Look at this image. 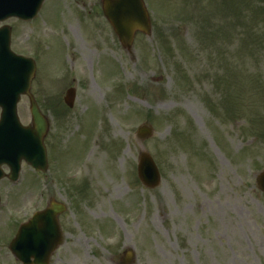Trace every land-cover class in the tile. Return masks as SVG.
Listing matches in <instances>:
<instances>
[{
    "label": "rangeland",
    "instance_id": "rangeland-1",
    "mask_svg": "<svg viewBox=\"0 0 264 264\" xmlns=\"http://www.w3.org/2000/svg\"><path fill=\"white\" fill-rule=\"evenodd\" d=\"M144 1L152 33L129 51L100 0H45L32 21L4 22L36 61L31 93L49 130L48 171L1 181L0 215L65 203L51 264H121L129 249V264H264V0ZM237 86L235 117L224 107ZM68 87L72 109L58 103ZM18 116L30 122L28 99ZM144 123L153 133L139 140ZM142 149L161 175L154 189L136 177ZM0 264H19L3 244Z\"/></svg>",
    "mask_w": 264,
    "mask_h": 264
},
{
    "label": "water",
    "instance_id": "water-1",
    "mask_svg": "<svg viewBox=\"0 0 264 264\" xmlns=\"http://www.w3.org/2000/svg\"><path fill=\"white\" fill-rule=\"evenodd\" d=\"M41 2L42 0H0V19L7 16L30 19L36 15ZM102 11L124 48L131 47L136 31L146 35L151 32L148 12L142 0H102ZM7 32L9 35L8 29ZM8 46L9 40L0 33V153L5 155V160L14 159L18 163L24 158L35 169L45 171L47 162L43 137L47 132L48 122L29 93L35 66L30 59L16 57L9 51ZM21 93L28 94L30 99L32 124L27 127H22L16 116L15 103ZM73 98V89L67 90L64 101L69 107L73 105ZM150 133L151 129L146 125L138 129L140 138L149 136ZM17 165L11 166L12 177L17 172ZM138 177L148 188H155L160 181L159 171L146 151H142L139 156ZM257 185L264 191V172L257 176ZM61 210V206L52 203L49 209L35 216L27 226L21 228L23 232L31 234L30 239L34 246L41 244L46 248L47 245V254L60 243L54 215ZM40 219L43 220L42 226L38 224ZM32 254L34 253H28ZM127 255L129 260L133 256L131 252Z\"/></svg>",
    "mask_w": 264,
    "mask_h": 264
},
{
    "label": "flooded vegetation",
    "instance_id": "flooded-vegetation-1",
    "mask_svg": "<svg viewBox=\"0 0 264 264\" xmlns=\"http://www.w3.org/2000/svg\"><path fill=\"white\" fill-rule=\"evenodd\" d=\"M1 167V171L3 172V174H6L8 172V167L5 163L0 165ZM7 180L6 176H4L1 180ZM37 210H42V208L40 209H36L34 208L33 211L29 214L27 210H25V208H19L17 210L14 211V213H10L9 216L6 218H3L0 215V226H2L3 224L5 226H2V228L4 229V233L5 234H0V238L3 241H0V244L3 245H7L10 240L12 239V237L15 235L18 227L22 224L28 221L29 217L36 212ZM59 223H60V216L58 217ZM3 222V223H1ZM53 256H51L52 258Z\"/></svg>",
    "mask_w": 264,
    "mask_h": 264
},
{
    "label": "trees",
    "instance_id": "trees-1",
    "mask_svg": "<svg viewBox=\"0 0 264 264\" xmlns=\"http://www.w3.org/2000/svg\"><path fill=\"white\" fill-rule=\"evenodd\" d=\"M207 27H208V25L207 26L204 25V29L207 28ZM242 100L243 99L241 98V94L236 93V95H235V103H236L237 107L239 106L236 110H234V112L236 114H239L241 112V107L244 106V103H242Z\"/></svg>",
    "mask_w": 264,
    "mask_h": 264
},
{
    "label": "bare ground",
    "instance_id": "bare-ground-1",
    "mask_svg": "<svg viewBox=\"0 0 264 264\" xmlns=\"http://www.w3.org/2000/svg\"><path fill=\"white\" fill-rule=\"evenodd\" d=\"M92 153V152H91Z\"/></svg>",
    "mask_w": 264,
    "mask_h": 264
}]
</instances>
